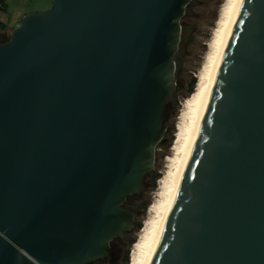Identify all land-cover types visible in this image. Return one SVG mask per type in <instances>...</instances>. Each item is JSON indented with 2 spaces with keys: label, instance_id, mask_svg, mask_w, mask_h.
I'll use <instances>...</instances> for the list:
<instances>
[{
  "label": "water",
  "instance_id": "1",
  "mask_svg": "<svg viewBox=\"0 0 264 264\" xmlns=\"http://www.w3.org/2000/svg\"><path fill=\"white\" fill-rule=\"evenodd\" d=\"M195 0H50L0 42V264H87L132 231ZM150 264H264V0H243Z\"/></svg>",
  "mask_w": 264,
  "mask_h": 264
},
{
  "label": "bare ground",
  "instance_id": "2",
  "mask_svg": "<svg viewBox=\"0 0 264 264\" xmlns=\"http://www.w3.org/2000/svg\"><path fill=\"white\" fill-rule=\"evenodd\" d=\"M243 0H224L212 35L208 41V49L203 63L197 73L195 89L184 99L177 117L176 133L166 158L163 177L149 207L144 227L137 234L128 264H150L165 227L183 173L189 161L196 141L213 84L228 39L233 29L238 11Z\"/></svg>",
  "mask_w": 264,
  "mask_h": 264
},
{
  "label": "rangeland",
  "instance_id": "3",
  "mask_svg": "<svg viewBox=\"0 0 264 264\" xmlns=\"http://www.w3.org/2000/svg\"><path fill=\"white\" fill-rule=\"evenodd\" d=\"M224 0H195L189 5L190 15H186L181 19V24L185 27H191L185 35V41L182 43V52L178 54L177 61L179 67L176 70V77L180 80L179 85L174 91L165 112V121L168 129L165 133V142L158 146L156 151V161L151 176H155V180L149 176V186L146 192L132 201L131 207L135 211H139L136 218L135 227L129 232L127 237L121 236L127 250V263L131 257L133 244L137 240L139 231L144 227L145 220L150 217L148 212L150 205L157 189L159 188L160 179L163 177L166 158L170 154V147L173 143L176 133L177 117L182 108L184 99L190 95L195 89L197 83V73L203 63L205 53L208 49V41L211 38L212 28L217 20L219 8ZM7 10L0 11V21L7 24L4 32H0V36L9 39L11 32L16 27L22 16L33 11L43 10L50 5V0H6ZM195 83L192 85V79ZM133 238L132 243H128V238Z\"/></svg>",
  "mask_w": 264,
  "mask_h": 264
},
{
  "label": "flooded vegetation",
  "instance_id": "4",
  "mask_svg": "<svg viewBox=\"0 0 264 264\" xmlns=\"http://www.w3.org/2000/svg\"><path fill=\"white\" fill-rule=\"evenodd\" d=\"M5 41V38L0 36V42ZM123 236V235H122ZM113 255L106 259H100L98 261H91L87 264H120L123 262L126 253V246L123 239L120 237L111 243Z\"/></svg>",
  "mask_w": 264,
  "mask_h": 264
},
{
  "label": "trees",
  "instance_id": "5",
  "mask_svg": "<svg viewBox=\"0 0 264 264\" xmlns=\"http://www.w3.org/2000/svg\"><path fill=\"white\" fill-rule=\"evenodd\" d=\"M6 10H7L6 0H0V11H6ZM6 28H7V24L0 21V32H4L6 30ZM194 83H195V78L192 79L191 84L193 85ZM151 178L153 180H155V176H151ZM128 204L131 206L132 201H129ZM128 235H129V232L125 233L123 236L127 237ZM127 241L130 244L133 242V238L129 237ZM127 261H128V257H127V250H126L125 258L123 259V263H127Z\"/></svg>",
  "mask_w": 264,
  "mask_h": 264
}]
</instances>
